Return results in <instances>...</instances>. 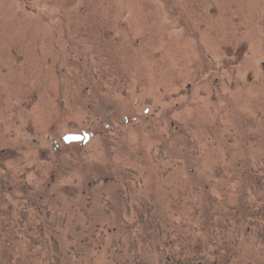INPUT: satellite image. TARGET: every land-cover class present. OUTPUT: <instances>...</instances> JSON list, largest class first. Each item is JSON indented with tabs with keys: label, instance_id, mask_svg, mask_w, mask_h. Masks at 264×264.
Here are the masks:
<instances>
[{
	"label": "rangeland",
	"instance_id": "374dc122",
	"mask_svg": "<svg viewBox=\"0 0 264 264\" xmlns=\"http://www.w3.org/2000/svg\"><path fill=\"white\" fill-rule=\"evenodd\" d=\"M84 132L85 144L64 140ZM256 134L264 0H0V202L13 219L23 206L31 220L50 214L22 230L33 250L52 239L62 264H125L135 240L143 256L163 233L139 219L190 209L175 206L187 184L230 203L242 192L218 184L252 192L242 174L262 175Z\"/></svg>",
	"mask_w": 264,
	"mask_h": 264
},
{
	"label": "trees",
	"instance_id": "16d2710c",
	"mask_svg": "<svg viewBox=\"0 0 264 264\" xmlns=\"http://www.w3.org/2000/svg\"><path fill=\"white\" fill-rule=\"evenodd\" d=\"M88 26L93 29L95 24H88ZM252 128H254L253 125ZM255 137L264 140V136L259 134H256ZM262 158L259 155L253 166L255 167L259 163V159ZM230 163L238 165L235 171L241 175L240 164H242V159L236 158L228 164ZM246 165L248 164L246 163ZM256 172L262 173V175L254 172L242 174L243 178L245 176L252 177L254 184H252L251 193L246 191L245 184H242V189L239 188L240 184H237L236 188L232 187V184L230 186L218 184L221 188L217 189L228 191V196L234 193L233 189L242 192V197L236 198L233 203L228 202L227 194H216L213 191L210 192L208 188L207 191L202 189V184H187L191 190L186 192L181 189L175 206L178 208L182 203H186L190 209L177 210L174 218L162 216L160 213H157L156 218L152 215L148 218L145 216L140 218L139 223L144 227V232L162 230L163 237H160L157 243L148 242L144 244L145 254L143 256L138 254L137 242L131 240L134 248L128 249L126 251L128 253L125 254L121 251L126 258L124 263L264 264V166L262 165ZM191 175L194 176V173L191 172ZM8 188H11L10 184H0L1 193L10 194ZM32 190L33 188H30L29 184H24L23 191L20 190L18 193L23 197H29ZM256 192L259 194V198L254 200L252 194ZM5 206L4 202H0V264H62V258L67 259L66 256H63L61 247L56 241L52 239L49 242L46 241L43 230L39 231L36 236L41 241L46 242L38 250L32 249V234L22 232L23 228H32V225L36 228L45 229L47 226L45 223L49 224L51 220L49 213L45 222L36 217L31 220L27 218L28 206H23L19 207V211L17 210L18 213L13 219L11 216L13 208ZM186 211L190 222H184L182 225V222L179 223L178 220L181 218V212ZM203 220L206 222H202ZM189 226L191 227L188 234L184 235L183 232H186ZM18 229L21 230L18 231ZM164 229L174 232L180 230L170 237L169 234H164ZM143 237H147L151 241L155 239L148 236L147 233H144ZM121 243H123L122 240ZM244 246L248 247V252L242 256L245 251ZM87 252V249L84 253L76 251L77 258H82L84 254L87 255ZM166 255L168 257L164 261L163 257Z\"/></svg>",
	"mask_w": 264,
	"mask_h": 264
},
{
	"label": "water",
	"instance_id": "95a60500",
	"mask_svg": "<svg viewBox=\"0 0 264 264\" xmlns=\"http://www.w3.org/2000/svg\"><path fill=\"white\" fill-rule=\"evenodd\" d=\"M90 135L88 134H68L66 137H64V140L66 143H71V142H78L84 140V143L89 142L90 140Z\"/></svg>",
	"mask_w": 264,
	"mask_h": 264
}]
</instances>
